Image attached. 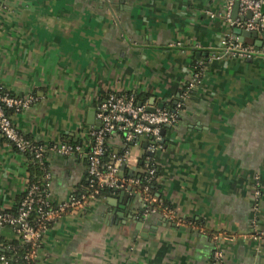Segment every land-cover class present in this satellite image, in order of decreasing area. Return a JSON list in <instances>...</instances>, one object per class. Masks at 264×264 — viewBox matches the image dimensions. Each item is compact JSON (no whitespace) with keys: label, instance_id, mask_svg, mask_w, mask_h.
<instances>
[{"label":"crops","instance_id":"crops-1","mask_svg":"<svg viewBox=\"0 0 264 264\" xmlns=\"http://www.w3.org/2000/svg\"><path fill=\"white\" fill-rule=\"evenodd\" d=\"M226 1L0 0V84L30 98L12 122L42 144L71 138L85 146L109 90L135 94L145 108L181 103L152 154L161 200L174 216L229 234L217 243L224 264H264V29L257 55L219 56L225 36L238 40ZM232 7L230 20L248 18L237 10L232 17ZM194 65L200 82L181 101ZM143 143L131 146L122 175L141 168ZM44 162L52 201L85 180L84 155L47 151ZM27 163L0 136V208L18 202ZM125 195L127 204L116 191L52 223L37 264H208L214 246L205 232L159 213L142 216L140 198Z\"/></svg>","mask_w":264,"mask_h":264},{"label":"built area","instance_id":"built-area-1","mask_svg":"<svg viewBox=\"0 0 264 264\" xmlns=\"http://www.w3.org/2000/svg\"><path fill=\"white\" fill-rule=\"evenodd\" d=\"M232 2L233 0L226 1L225 18L229 24L246 31L257 32L264 29V0H238L237 12L240 15L250 14L243 20H230L229 8ZM220 44L222 48L219 56L250 57L258 53L254 45L243 46L242 42L230 35L225 36ZM200 76V66L194 65L191 79L180 94L181 101L187 97L190 89L200 82ZM29 102V97L8 94L0 84V136L18 152L31 153L37 162H44L47 151H54L63 156L84 155L86 161L84 190L70 192L63 199L52 201L48 193L49 173H45L41 184H27L13 212L9 211V208H0V229L10 228L19 243L28 246L22 259L27 264H37L40 238L49 222L54 223L64 215L87 209L98 200L96 197L98 188L120 191L138 185L139 176L135 177L133 174L126 177L119 174V166L124 163L138 136L145 137L146 145L143 150L150 153L142 158L138 172L144 179L152 176L153 168L150 167V163L155 162L152 154L161 148L160 130L176 122L182 107L181 103H177L171 110L156 108L148 111L143 105L134 102L132 94L109 90L96 107L95 118L98 125L89 130L88 143L84 146L82 143L60 140L50 144L33 143L26 139L12 122V114L8 111L17 112L26 108ZM115 134L120 135L117 141L121 150L115 151L108 160H105V143ZM131 189L130 192L135 193ZM137 196L141 200L142 216L159 213L164 218L174 219L175 225L182 224L171 209L159 210L154 206L156 198L146 185L141 186L140 195ZM228 239L230 236L224 232L211 235L214 250L208 264H224L223 252L217 243ZM16 259L15 256L6 257L0 254V264H16Z\"/></svg>","mask_w":264,"mask_h":264},{"label":"trees","instance_id":"trees-1","mask_svg":"<svg viewBox=\"0 0 264 264\" xmlns=\"http://www.w3.org/2000/svg\"><path fill=\"white\" fill-rule=\"evenodd\" d=\"M242 45H252V44H245L242 42ZM5 91V90H4ZM6 92V91H5ZM8 93V92H7ZM10 94V93H8ZM11 95V94H10ZM134 102L137 103V97L134 94ZM10 114H13L15 112H13L12 110L8 111ZM26 139H28L26 136H24ZM110 140H108V142H106V150H105V155H104V159L108 160L109 156L116 152H119L121 149L118 147V145L116 147L112 146L109 144V141L111 142V140L115 137V139H120V135L119 134H115L113 136H110ZM30 140V139H28ZM65 139H61L60 141H64ZM31 141V140H30ZM68 142L74 143L75 141H73L71 138L67 140ZM33 142V141H31ZM35 143V142H33ZM77 143V142H76ZM25 155V157L27 158V172H28V183L27 184H31V183H36V184H41L42 183V177L45 173H48V168L45 162H37L36 160H34L32 158V154L31 153H23ZM142 158H144V155L142 156ZM150 167L153 168V174L150 178L148 179H144L143 175L139 172H136L134 174V176H139L138 180L139 183L138 185L132 186L131 191H134L136 195H140V190H141V186L146 185L148 187L149 192L156 198V203L154 204V206L157 207V209L159 210H164L166 209H171L168 205H166L164 203L163 200H161L160 194H159V185L157 183V176H158V171H157V167L155 162L150 163ZM123 176H126V174H123ZM85 180L83 183L80 184V186H78L75 190L71 191V192H78L81 190L85 189ZM116 191H113L111 189H107V188H98L97 189V193H96V197L98 199L110 195L111 193H115ZM24 191L22 192V194L20 195V198L23 196ZM19 198V200H20ZM18 200V201H19ZM18 203V202H17ZM17 203L14 205V207L9 208V211H14ZM182 225L188 227L189 229L194 228V229H198L200 231L205 232L208 237L210 238L211 235L213 234H218L221 232H224L226 235L229 236V234L225 231H207V229H205L203 226H201L200 221L199 220H193V219H188V218H180ZM52 223L49 222L47 224V227H49ZM3 228H8V227H3ZM1 228V229H3ZM0 229V231H1ZM10 229V228H8ZM1 233V232H0ZM28 246L20 244L19 241L15 238L11 241H6L2 235H0V254L6 256V257H10V256H15L16 259V264H27L23 259H22V255L26 252ZM32 264V263H31Z\"/></svg>","mask_w":264,"mask_h":264},{"label":"water","instance_id":"water-1","mask_svg":"<svg viewBox=\"0 0 264 264\" xmlns=\"http://www.w3.org/2000/svg\"><path fill=\"white\" fill-rule=\"evenodd\" d=\"M237 6H238V0H233L232 17H234V15H235V12H236V10H237ZM246 15H247V17H249L250 14L247 13ZM263 32H264V30H263ZM233 33H235L236 35H238V41H240V42L242 41V38H243V37H251V38L255 39V41H254V46H258V47H260V46L262 45V41L256 39V37H257V32H256V31H246V30H242V29H239V28H236V27H235V28H233ZM196 53H197V52H196ZM259 55H260V56H261V55L264 56V54H259ZM156 108L161 109L162 107H161V105H159V106L157 105V107L154 106V107H150V108H146V109H147L148 111H153V110L156 109ZM97 125H98V122H97ZM167 126H168V125L162 127L161 130H160V135H161V139L159 140L160 143L163 142V138H162V136H163V133H164V128L167 127ZM136 139H137L138 141L143 142V141L145 140V137H144V136H138ZM145 145H146V143H143V144H142V147L144 148ZM146 154L150 155L149 152H146ZM123 170H124V164H121V165L119 166V174H122ZM132 175H133V174L131 173L130 176H132ZM130 189H131V187H126V189H124V190H120V191H119V196L121 197V201H122L124 204H127V203H128V201L126 202L127 196L125 195V192H126V191L130 192ZM133 194H134V193H133ZM129 209H130V212H131V213L134 212V208H133V207H130ZM137 221H140V218H138Z\"/></svg>","mask_w":264,"mask_h":264}]
</instances>
